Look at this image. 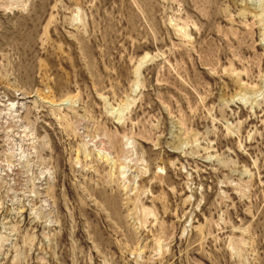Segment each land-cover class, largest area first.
Here are the masks:
<instances>
[{
  "label": "rangeland",
  "instance_id": "374dc122",
  "mask_svg": "<svg viewBox=\"0 0 264 264\" xmlns=\"http://www.w3.org/2000/svg\"><path fill=\"white\" fill-rule=\"evenodd\" d=\"M0 264H264V0H0Z\"/></svg>",
  "mask_w": 264,
  "mask_h": 264
}]
</instances>
